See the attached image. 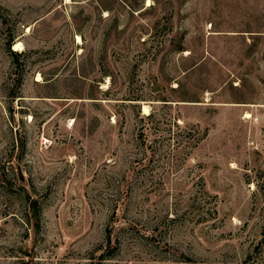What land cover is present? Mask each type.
<instances>
[{"label": "rangeland", "instance_id": "1", "mask_svg": "<svg viewBox=\"0 0 264 264\" xmlns=\"http://www.w3.org/2000/svg\"><path fill=\"white\" fill-rule=\"evenodd\" d=\"M0 264H264V0H0Z\"/></svg>", "mask_w": 264, "mask_h": 264}, {"label": "bare ground", "instance_id": "2", "mask_svg": "<svg viewBox=\"0 0 264 264\" xmlns=\"http://www.w3.org/2000/svg\"><path fill=\"white\" fill-rule=\"evenodd\" d=\"M15 48L20 49L21 48V43L20 42L17 43ZM144 109H145L146 112L148 111V107L147 106H145Z\"/></svg>", "mask_w": 264, "mask_h": 264}, {"label": "trees", "instance_id": "3", "mask_svg": "<svg viewBox=\"0 0 264 264\" xmlns=\"http://www.w3.org/2000/svg\"><path fill=\"white\" fill-rule=\"evenodd\" d=\"M32 202H34V201H32ZM31 207H32V209L34 210V208H35V207H34V203H33V204H31Z\"/></svg>", "mask_w": 264, "mask_h": 264}]
</instances>
